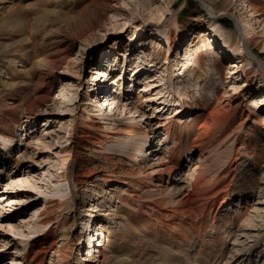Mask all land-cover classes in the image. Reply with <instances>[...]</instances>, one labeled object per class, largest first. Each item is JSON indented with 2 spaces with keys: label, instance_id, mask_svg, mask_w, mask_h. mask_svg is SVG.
I'll return each mask as SVG.
<instances>
[{
  "label": "rangeland",
  "instance_id": "rangeland-1",
  "mask_svg": "<svg viewBox=\"0 0 264 264\" xmlns=\"http://www.w3.org/2000/svg\"><path fill=\"white\" fill-rule=\"evenodd\" d=\"M93 1L0 0V131L13 135L7 143L0 135V264H16L24 251L32 257L37 249L31 239L48 225L51 245L39 264H50L57 247L63 264H99L100 231L115 264H264V0L135 5L156 23L142 37L145 24L128 27L127 15L121 24L110 22L111 13L95 23ZM118 1L124 7L129 0ZM214 21L233 46L239 43L236 22L241 31H253L256 60H237L250 72L247 81L240 72L228 74L224 56L238 51H222L226 45ZM117 27L121 34H114ZM167 29L177 46L166 60ZM209 37L213 47L204 45ZM218 51L223 83L213 62ZM115 56L117 75L105 79ZM59 61L46 74L45 62ZM140 61L145 71L137 75ZM106 82V102L114 98V109L105 102ZM136 94L150 102L143 111L129 104ZM100 103L109 119L97 117ZM33 104L40 107L30 112ZM208 112L229 119L206 128ZM150 117H156L154 126L169 121V129L146 135L145 153L130 151L149 157L146 163L126 151L128 141L138 140L105 137L114 120L145 127ZM170 145L179 170L173 176L158 166ZM190 165L203 183L196 199L182 205L173 192L179 176H193ZM36 196L51 199L45 226L35 222L34 208L42 201L27 204Z\"/></svg>",
  "mask_w": 264,
  "mask_h": 264
},
{
  "label": "bare ground",
  "instance_id": "bare-ground-1",
  "mask_svg": "<svg viewBox=\"0 0 264 264\" xmlns=\"http://www.w3.org/2000/svg\"><path fill=\"white\" fill-rule=\"evenodd\" d=\"M155 1L156 0H129L126 3H123L122 2L124 4V7H122L121 5L118 4L119 3L118 0H94L92 2V5H91L94 8H96V11H97L96 12V15H95L96 17L94 19V22L95 23L100 22L101 19L105 18L109 13H111L112 15H111V18H110V22H112V24H121L120 22H118V20L119 19L120 20L121 19H124V21L127 22V16H128V17H130V20H129V23H128L129 24L128 27L129 26L131 27L132 24H135V23L145 24V27L144 28L142 27L143 28L142 29V32L139 33V36L142 37V35L144 33H146L145 31H146L147 27H149L151 24H156V23H153L151 20H149V17L147 15L142 14L141 13V10L140 11H135V5L141 6L142 9H146V8L150 7L151 5H153V3ZM13 9L10 8L9 11H14ZM206 9L211 10V8L208 7V6H207ZM9 11L7 13H9ZM221 14H227V15H230L231 17H233L232 14H228L225 11H222ZM112 18H115V20H114L115 22H113ZM212 24H215L216 31L221 35V37L223 38L224 43L226 45L225 46L226 48L223 49V50L221 49V50L223 52H225L226 50H229V49H236L238 51L235 55L228 54L227 56H224V58L227 61H229L228 64H230L229 65L230 68L228 69L229 70L228 71V74L233 75V74H237L238 72H240L241 74H244V77L243 78L247 81L250 78V72L247 69H244V67H242L239 64L244 59L248 60L249 62L256 60V56H254L251 53V49L252 48H251L250 37L252 35H254L253 31L251 29H247V31H241L239 29V27L237 26V22H236L235 23L236 24V27H237L236 31L238 33V37L237 38H239L238 39L239 41L238 40L237 41L239 43L237 45H234L233 46L232 45V42H231L230 35L229 34H226L224 32L225 29L222 28L216 21H214ZM120 29H122V28L121 27L120 28L117 27L115 29V30H117V32H115L114 34H121V33L118 32V31H120ZM82 34H83V31H81L79 33L80 36ZM163 40L165 42V45L164 46L166 47V52H167V54L165 56V59L167 60L171 56V53L170 52L177 46V43H176L174 34H173V32L170 29H167L165 31V33H164V39ZM178 40H181V38H179ZM240 43H242V45H240ZM204 45H206L208 47L209 46L210 47H213V45H215V40H212V38L209 37L208 40H206V42L204 43ZM241 46H242V49H241ZM240 49L241 50L244 49L243 54H240L241 52L239 53ZM219 52L220 51H218V52H216L214 54V56H213V58H214L213 59V62L217 65V74L219 75V78H221V80H222L223 77H222L221 68L223 67V64L219 60V57H218ZM238 53H239V56H237ZM132 54L133 53H129V56H131ZM249 54L251 56H249ZM111 58L112 57L109 58L111 64L107 66V68L105 69V71L103 73L105 79H107L111 74H112V77H110V79L111 78H114L117 75V74H115V70H117V69H113L112 68L113 66H116V65L115 64L113 65L112 63L114 61H118V58L115 56V57H113V60L112 61H111ZM231 59H233V61H230ZM238 59H240V62L237 61ZM126 60H127V58L125 59V61ZM152 61H153V58H150L149 62H152ZM58 63H60V61L59 62H45L44 66L46 68L45 70H47L46 74H49L52 71H54L53 69H55L57 67ZM142 65H143V62L140 61L139 62V65H137V67L134 68V70L136 69L135 70V73L137 75L138 74H141L143 71H145V67H142L141 68ZM126 66H127V64H126ZM222 83H223V80H222ZM103 92L105 93L104 96H105V102H106V101L109 100V98H108L109 92H108L107 82H106V85L104 87ZM152 99H154V98H152ZM159 100H160V98H159ZM194 100H196V97H193L192 98V101H194ZM164 102H169V101L164 100ZM146 103H150V102L148 101V99L146 97L144 98V96H140V94H136L134 96V98H132L130 100V102H129V104L131 105L132 108L139 109V110H142V111L144 110ZM107 105L110 106V109L111 108L114 109L117 104L115 105V100H114V98H112V101L111 102H108ZM167 105L168 104H166L163 107V109H165ZM97 106L99 108L97 110L98 112H96L97 117L100 118V119H102V120L109 119V117L107 118V115H106V117H102L103 114H104V111H105V109H102V107H100V106H102V104L100 103ZM38 107H40V105H38V104H35L34 105L33 104L30 107L31 108L30 109V112H34ZM178 108L175 107L174 110H176ZM32 115H33L32 113H29L28 115H26V121L32 120V117H33ZM58 116H59V114H58ZM155 119H156V117H150L149 122L146 123V126L145 127L137 126L135 124H132L131 122H123L121 120H114V121L117 122L116 126L115 127L108 128V129H111V130L110 131H107L105 133L106 134L105 137L106 138L108 137V139L110 141H112V142H113V140L114 141H118L121 138H129V137L134 138V140H138L139 141L138 144H135L134 141H131V140L128 141L129 146H128V150H126V151L128 152V154H131V155H134V156L139 157V159L141 160V162L146 163L149 160V157H145L144 155H141V154H135V153L133 154V152L131 153L130 151H132L133 149H135V150L138 149L142 153H145V150L146 149H149V147H150V146H148L147 148L145 147L146 144H147V142L149 141V139H146L145 138L146 135H150V137H154L155 136V132L158 129H160V128L163 129V130H165V132L168 131V129H169L168 122L169 121L168 122H165V123H161V122L158 121L156 123V125L154 126L152 124V122L155 121ZM228 119H229V116H227L225 114H218V113L208 112V114L206 115V118H205V122L203 124V127H206L207 128V126L213 125V124L216 127H221V126H223L227 122ZM217 125H219V126H217ZM26 131H27V129H26ZM109 132H112V134H109ZM10 134L11 133L9 131H7L6 129H3L2 131H0V135L3 138H7L6 143L7 142H10L9 140H11L13 138V135H10ZM107 134L109 136H107ZM142 138H145V139H142ZM162 146H164V145L161 143V147H160V149H158L159 150L158 152L161 151ZM197 146L198 145H195L193 143V147L194 148H196ZM175 149H176V146L175 145H170L169 149L166 151L167 156H166L165 160L163 158H161L162 161L159 160L160 163H159L158 166L159 167H162V168H160L161 171H162V173L164 172V173H167L169 175H172L173 172H175V171H178L179 172V170L176 167L177 164L175 165L174 160L171 159L172 158V155L175 154ZM148 156H152L151 152L149 153ZM191 165L189 167V171H191L193 173V176L191 175L190 176L191 177L190 179L189 178L187 179V177H189V174L187 175L186 179H185V176H186L185 174L184 175H181V176H179L181 174V172L177 174L179 176L177 179L181 180L180 181L181 184H180V186H178L179 188H177V190H175V192H173V194L176 195V197H177V195L179 196V200L177 201V203L182 204V205L183 204H187V203H192L196 199V195H197V192H198V188L203 183V176L200 174V171H196L195 172L194 171L195 169L192 168ZM62 176H63V174H62ZM66 177H67L68 180H70V175L68 174V170L66 172ZM25 188L26 187L23 186L22 187V190H27V188L26 189ZM22 192H24V191H22ZM86 199H87V195H85V197L83 199V202H82L83 203L82 205L85 208L88 207V203L86 202ZM37 201L38 202L42 201V205H41V208H39V209L36 208V207L34 208L35 209L34 210L35 211L34 213L36 215L35 217L37 218V220L35 222H36L37 225L45 226L50 221V219H48V217H47V213L49 211H51L52 208L51 207H48L47 203L50 202L51 199L45 198L43 200V199H40V197H37L36 196L32 200H30L27 204L33 205ZM56 225H58V223H56ZM90 228H88V229H90ZM50 232H51V227H50V225H48L40 234H38L35 237V239H31L32 241L29 240V239H28L29 241L28 240H25V242H26L27 245L30 244L29 242L31 241V243L33 244L32 247L36 248L37 250L36 249L35 250L37 252L36 253L34 252L35 254H32L31 255L32 257L28 258L27 254H26V251H24L20 255L19 259H18L20 261L17 262V263L20 264V262H21V264H39L41 262L40 256H43V255L45 256L46 251H44V250H46L51 245V243L49 245V238H50V235L49 234H50ZM100 232L101 233H96L97 236H98L97 240H98V243H99L98 246L100 247V249L95 250V252L97 253V257L99 258V264H115L114 263L115 257H112L109 254V251H110L109 249L112 247V245L109 243V240H107V241L104 240V242L102 241L103 238H104V236H103L102 231H100ZM91 233H92V230H90V233L88 234V237H89L88 247H91V245L93 244V242H91V240L93 241V238L91 237V235H92ZM260 234H262V233H260ZM257 243H259V242H256L255 244H257ZM262 243L263 244H261V245H264V241ZM246 245H247V243H246ZM252 245H254V244H251L250 246H252ZM30 246H31V244H30ZM250 246H247V247L249 248ZM50 256H51V258H50L51 259L50 260V264H59V263L63 264L64 263L63 262L64 253L61 251L60 248L57 247L56 249H54L52 251V254ZM72 264H75V263L72 262Z\"/></svg>",
  "mask_w": 264,
  "mask_h": 264
}]
</instances>
